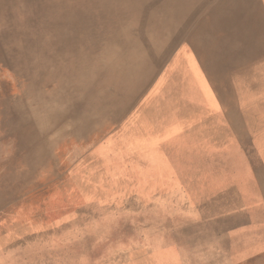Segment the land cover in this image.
Instances as JSON below:
<instances>
[{
	"label": "bare ground",
	"instance_id": "1",
	"mask_svg": "<svg viewBox=\"0 0 264 264\" xmlns=\"http://www.w3.org/2000/svg\"><path fill=\"white\" fill-rule=\"evenodd\" d=\"M150 84L135 122H224L264 201V0H0V213Z\"/></svg>",
	"mask_w": 264,
	"mask_h": 264
},
{
	"label": "rangeland",
	"instance_id": "2",
	"mask_svg": "<svg viewBox=\"0 0 264 264\" xmlns=\"http://www.w3.org/2000/svg\"><path fill=\"white\" fill-rule=\"evenodd\" d=\"M131 112L62 171H36L32 190L0 213V264L263 260L256 158L231 134L197 140L191 124Z\"/></svg>",
	"mask_w": 264,
	"mask_h": 264
},
{
	"label": "crops",
	"instance_id": "3",
	"mask_svg": "<svg viewBox=\"0 0 264 264\" xmlns=\"http://www.w3.org/2000/svg\"><path fill=\"white\" fill-rule=\"evenodd\" d=\"M152 92H155V90L153 88H150V90L147 93H148V95H150V94L152 95ZM145 99H144V96H143L141 98V100L136 102L137 104L133 107V110H132L131 115H130V118H132L133 121H136L138 119V117H139V115L141 113L140 110L143 109V103L146 101ZM129 119H126L125 121H129ZM209 122H213V124L207 123L206 125H204L203 122H177V123H179V124L183 123L184 125L191 124L190 126L195 127L194 134L197 137V140H203V136H205V137L210 138V140L212 142H214V141L219 142L220 141L219 140V125L221 124V122H219L218 120H215V121L211 120ZM222 123H224V122H222ZM204 131L207 132V135L204 134ZM210 131L214 132L216 135H214V136L209 135Z\"/></svg>",
	"mask_w": 264,
	"mask_h": 264
}]
</instances>
